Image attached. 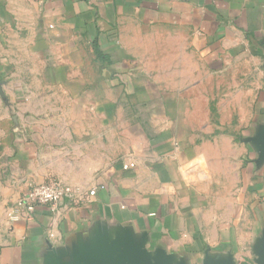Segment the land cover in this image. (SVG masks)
Listing matches in <instances>:
<instances>
[{
  "label": "crops",
  "instance_id": "obj_1",
  "mask_svg": "<svg viewBox=\"0 0 264 264\" xmlns=\"http://www.w3.org/2000/svg\"><path fill=\"white\" fill-rule=\"evenodd\" d=\"M51 178L96 193L12 220ZM263 242L264 0H0V264H261Z\"/></svg>",
  "mask_w": 264,
  "mask_h": 264
},
{
  "label": "built area",
  "instance_id": "obj_2",
  "mask_svg": "<svg viewBox=\"0 0 264 264\" xmlns=\"http://www.w3.org/2000/svg\"><path fill=\"white\" fill-rule=\"evenodd\" d=\"M132 167H135V163L132 161L124 164L125 169ZM95 193V190L82 192L77 187L51 178L41 183L31 184L11 207L10 216L14 221L20 219L33 220L37 209L41 206L49 205L56 208L62 202L67 201L69 207H75L88 201L89 197Z\"/></svg>",
  "mask_w": 264,
  "mask_h": 264
},
{
  "label": "water",
  "instance_id": "obj_3",
  "mask_svg": "<svg viewBox=\"0 0 264 264\" xmlns=\"http://www.w3.org/2000/svg\"><path fill=\"white\" fill-rule=\"evenodd\" d=\"M262 256H263V260L261 261V264H264V242H263ZM134 262L135 264H149L148 258L144 254L137 255Z\"/></svg>",
  "mask_w": 264,
  "mask_h": 264
}]
</instances>
